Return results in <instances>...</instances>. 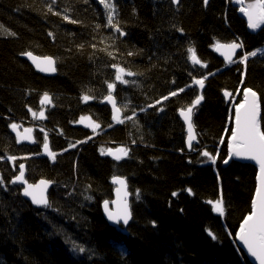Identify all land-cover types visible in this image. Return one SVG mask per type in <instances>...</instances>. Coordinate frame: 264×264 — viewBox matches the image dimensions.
<instances>
[{"label": "trees", "instance_id": "16d2710c", "mask_svg": "<svg viewBox=\"0 0 264 264\" xmlns=\"http://www.w3.org/2000/svg\"><path fill=\"white\" fill-rule=\"evenodd\" d=\"M112 2L124 36L107 27L99 0H0V264H251L235 237L251 210L257 168L224 160L232 105L245 87L260 96L264 131V28L249 32L231 0ZM50 4L61 15L48 12ZM217 42H240L243 51L226 65ZM28 52L53 57L57 75L36 72L21 58ZM113 65L136 75L120 84ZM201 78L203 91L194 84ZM106 82L117 85L112 95L122 123L102 103ZM173 91L178 95L169 96ZM224 91L232 92L230 101ZM45 92L52 103L41 105ZM84 95L92 98L85 102ZM198 95L204 97L193 118L199 143L188 152L178 112ZM29 108L45 118H33ZM82 119L99 127L93 131ZM11 123L31 127L35 142H17ZM45 135L55 160L43 154ZM119 147L128 155H107ZM23 163L28 182H52L49 206L34 208L23 187L10 183ZM114 176L126 179L131 194L127 227L111 226L103 215V203L114 198ZM217 200L223 216L213 208Z\"/></svg>", "mask_w": 264, "mask_h": 264}, {"label": "snow or ice", "instance_id": "6c2138e0", "mask_svg": "<svg viewBox=\"0 0 264 264\" xmlns=\"http://www.w3.org/2000/svg\"><path fill=\"white\" fill-rule=\"evenodd\" d=\"M85 3H88V0H84ZM180 0H173V3H179ZM204 4H208V0H203ZM55 3V0H53ZM99 3L103 5L105 11L107 12V27H110L115 32L119 33L120 36L126 35V33L120 27L118 21L115 19V13L117 11L116 4L112 2V0H99ZM237 3L241 5L240 11L244 13L245 16L248 17V27L250 29L256 30L260 28L261 25H264V0H256L255 3L249 4L246 7L244 6V0H237ZM67 11V9H65ZM48 12L53 13L54 15H61L59 12H54L53 7L50 4L48 6ZM63 20L68 23H80V21L70 18L67 15L61 17ZM97 28L101 27L100 25L96 26ZM182 31V29H180ZM10 36H15L14 32L8 33ZM52 36V33H49ZM95 47V45H93ZM243 45L237 42H231L227 44H221L217 42L216 50L219 51L221 48H227L231 50L233 53L236 49L242 48ZM188 51L191 53V60L194 64H200L201 61L197 59L195 49L189 48ZM110 56L111 53H108ZM132 55V53H128ZM26 55L32 59L34 62L36 57L32 56L31 52L26 53ZM249 53H245L242 57L241 62H246L248 59ZM250 55L255 56L256 52H251ZM115 59V57H113ZM231 60V57H228ZM43 63L47 65V67H41V71H55L53 67L54 61L50 57L44 58ZM39 66V65H38ZM116 68V76L115 80L119 81L120 84H128L129 81L124 79V76H134L135 73L131 71L125 72V69L119 67L117 65H113ZM206 78V77H205ZM194 79V84L198 85L201 89L204 87V79ZM108 94L103 99L107 100L108 103L112 105L113 108V119L118 123H122L123 121L119 119L118 113L120 112V108L117 107V102L113 98L112 92L116 90L117 85L115 82H106ZM184 89H179V92H183ZM178 95L177 91H173L169 94V96ZM225 97H229L232 93L227 91L224 92ZM169 96H164L162 100L156 101L157 104L162 103L163 100H168ZM90 98L89 95H84L83 100L87 102ZM204 99L203 95H198L190 107L187 108V111L181 110L180 115L184 117V119L188 123V146L192 147L193 136V125L191 120V113L194 107L199 105L201 101ZM39 103L41 105L51 104L52 99L48 95V93H44L42 99H40ZM155 105L150 104L149 107H154ZM163 111V108L159 109ZM29 112L32 113L33 118L44 119V111L41 110L37 114V112L33 111L31 108L28 109ZM260 115V97H258L257 92L251 88L245 87L243 89V101L240 102L235 107V128L231 131V142L229 143V152L231 155L242 156L249 160H254L259 165V176L257 177L259 181V186L256 189L255 198L251 202V210L250 213L243 218V222L240 225L239 232L237 233V239L245 246L247 252L255 258L259 264H264V131L260 128L259 117ZM131 119V117H129ZM11 129L16 132L18 129V125L16 123L10 124ZM93 131L99 127L98 124L93 125ZM31 129H26L25 132L28 135L21 136L19 132H17V142L22 139L31 140ZM35 142V141H33ZM223 142V141H222ZM74 146V145H73ZM43 148L48 155L55 160V154L49 151V144L47 136L45 135L43 141ZM120 155H114V153L109 150L107 152L108 155H114V159L120 160L122 156H127L128 151L125 148H120L117 150ZM101 154H105L102 150ZM204 156L212 159V162L215 163V158L210 156L208 152L203 153ZM231 158V156L229 157ZM8 160L15 161L17 158L15 156H8ZM224 163H228V159L224 160ZM21 183L24 185L23 195L26 197H30L33 204L49 206V201L45 195L47 190L49 181L40 180L39 184H30L25 180V166L24 164L19 165V174L14 177L10 183ZM114 184H118L121 187L117 188V211L112 212L109 211L108 201L104 202V208L108 215V219L113 221L116 224H119L121 221L124 225H127L129 219L131 218V214L128 210V205L125 198H121V191L126 188L125 180L120 178L119 176H114L113 181ZM5 180L3 177H0V185H4ZM189 192L191 190L189 189ZM173 195H176L173 193ZM127 196V193H124V197ZM209 203H212L209 201ZM213 208L216 212H218L221 216L224 215V207L222 206V201L217 200L215 204H213ZM209 235L212 236L213 239L216 237L209 232ZM74 250L83 253L85 249L79 245H74Z\"/></svg>", "mask_w": 264, "mask_h": 264}, {"label": "water", "instance_id": "95a60500", "mask_svg": "<svg viewBox=\"0 0 264 264\" xmlns=\"http://www.w3.org/2000/svg\"><path fill=\"white\" fill-rule=\"evenodd\" d=\"M208 2H209V0H208ZM255 2H256V0H244V6L246 7L247 5H249V4H253V3H255ZM231 3H232L234 6L238 7V9H239V14H240V15L243 17V19L245 20V22H246V24H247V29H248L249 32H251V33H257V32H259L261 29L264 28V25H261L260 28H258V29H256V30L250 29V28L248 27V17L245 16L244 13L240 11V7H241V5H240L239 3H237V0H231ZM174 4H175V5H178L179 3H178V4H177V3H174ZM237 43H240V42H237ZM221 44H227V43H221ZM242 51H243V47H242V48H238V49H236L234 53H233L231 50L227 49V48H221L219 51H217V50H216V46H215V53L217 54L218 57H220V58L224 61V63H225L226 65H229V64H231L232 62H234L235 60H237L239 54H240ZM32 56H33V57H36L35 62H34L32 59H30V58L26 55V53L22 54V55H21V58H23L24 60H26V61H27L32 67H33V69H34L36 72H38L39 74H41V75H43V76H45V77H53V76L57 75L56 61H55V59H54L53 57H51V56H46V57H50V58L54 61V64H53V67L55 68V71H54V72H52V71H41V70H40L41 67H47V65H46L45 63H43L44 58H46V57L38 56V55H35V54H33V53H32ZM228 57H231V60H229ZM197 59H198V58H197ZM38 65H39V66H38ZM196 86H198V85H196ZM198 87H199V86H198ZM204 87H205V85H204ZM204 87H203L202 89L199 87L200 91H203V90H204ZM224 92H225V91H224ZM227 92L232 93V92H230V91H227ZM232 95H233V94H232ZM232 95L229 96V97H225L226 100H227V101H230L231 98H232ZM257 95H258V93H257ZM224 96H225V95H224ZM258 97H260V96L258 95ZM113 98L115 99L114 96H113ZM115 100H116V99H115ZM242 101H243V90H242V99H241L237 104H235L234 109H233L234 114H233V121H232V130L235 128V107H236L240 102H242ZM102 103L108 105V106L111 108L112 116H113V115H114V112H113L112 105H111L110 103H108L107 100H105V99L103 100ZM202 103H203V100L201 101V103H200L199 105H197L196 107L193 108L192 113H191V120H192V125H193V136H194V138H193V140H192V147H191V148H189V146H188V136H189V132H188V123H187V121L184 119V117L180 115L181 110L187 111V108H186V109H181V110L178 112L179 117L181 118L182 122H183L184 125H185V131H186V148H187V151H188V152H191V151L193 150V147L199 143V142H198V135H197V132H196V128H195L194 123H193V118H194V111H195V109H197ZM117 107H118V106H117ZM261 116H262V111H261V102H260V115H259V117H258L259 122H260V128H261ZM118 117H119V119L121 120V117H122V112H121V110H120V112L118 113ZM114 121H116V120H114ZM116 122H117V121H116ZM26 129H31V130H32V128H26V127H25V128H24V127H23V128H20V127H18L17 131H16V132L13 131V132H14L16 135H17V132H19V133L21 134V136H24V135H28V133L25 132ZM30 135H31V140H25V139H22V141L25 142V143H32V142L34 141L33 130L31 131ZM230 142H231V135H230L229 138H228V145H229ZM120 148H121V147H119V148H115V149H112L111 151L114 153V155H120V153L117 151V150L120 149ZM49 151H51V150H50V147H49ZM51 152H52V151H51ZM43 153H44L46 156L50 157V156L48 155V153L45 152L44 148H43ZM107 155H108V154H107ZM114 155H108V156H110V157H112V158L114 159ZM230 156H231V158H229ZM50 158H51V157H50ZM122 158H123V156H122ZM122 158H121V159H122ZM227 159H228V163L231 162L232 160H238V161H242V162H251V163H253V164L256 166V168H257V177L259 176V165L256 163V161L246 159V158H244V157H242V156L231 155L230 152H229V147H228V158H227ZM228 163H227V164H228ZM24 166H25V180L27 181V179H26V173H27V170H26V164H24ZM257 177H256V189H257V187L259 186V181H258ZM120 178L124 179V180H125V183H126V188H124V189L121 191V198H125V199H126V202H127V205H128V210H129V212H130V214H131V218L129 219V222H128L127 225H124L122 221H121L119 224L122 225V226H124V227H127V226L129 225V223L131 222V219H132V211H131V194H130L129 187H128V183H127L126 179L123 178V177H120ZM40 180H42V179H40ZM40 180H38L36 183H30V182H28V181H27V182L30 183V184H39ZM43 180L49 181V180H47V179H43ZM112 181H113V178H112ZM49 182H50V183L48 184L47 190H46V192H45V195H46L48 201H49V191H50V189H51V187H52V182H51V181H49ZM15 184H19V185H21V186L24 188V185L21 184V183H19V182L15 183ZM112 184L115 186V188H114V192H113V194H114V198H113L111 201H108V204H109V211L116 212V211H117V204H116L115 202H116L117 199H118V197H117V191H116V190H117V188H119V187H121V186L118 185V184H114L113 182H112ZM256 189H255V193H254V197H253V199L255 198ZM125 192L127 193V196H126V197H124V193H125ZM21 195H22V197H23L25 200H27L28 202H30L31 205H32L34 208H41V207L44 206V205L33 204V203H32V200H31L30 197H26V196L23 195V189H22V191H21ZM102 208H103V215H104V218H105V220L107 221V223L110 224L111 226H117V225H119V224H116V223H114L113 221H110V220L108 219V215H107V213H106V211H105V208H104V203H103V205H102ZM238 232H239V229H238L237 233H238ZM237 233H236L235 240H236V243H237L238 247H239L241 250H243V251L245 252V254H246V256H247V258H248V260H249V262H250L251 264H259V262L256 261L255 258L252 257V256L247 252V249H246L245 246L239 241V239H237Z\"/></svg>", "mask_w": 264, "mask_h": 264}, {"label": "rangeland", "instance_id": "374dc122", "mask_svg": "<svg viewBox=\"0 0 264 264\" xmlns=\"http://www.w3.org/2000/svg\"><path fill=\"white\" fill-rule=\"evenodd\" d=\"M126 77H127V75H125L124 76V79H126ZM235 101H236V99H234V103H233V105H232V113L234 114V112H233V109H234V106H235ZM237 104V103H236ZM233 118V117H232ZM232 121H233V119H232ZM81 123H83V124H86L87 126H89L90 128H92L93 129V125H96L95 123H93L90 119H82L81 120Z\"/></svg>", "mask_w": 264, "mask_h": 264}, {"label": "clouds", "instance_id": "9594fccd", "mask_svg": "<svg viewBox=\"0 0 264 264\" xmlns=\"http://www.w3.org/2000/svg\"><path fill=\"white\" fill-rule=\"evenodd\" d=\"M236 104V103H235Z\"/></svg>", "mask_w": 264, "mask_h": 264}]
</instances>
